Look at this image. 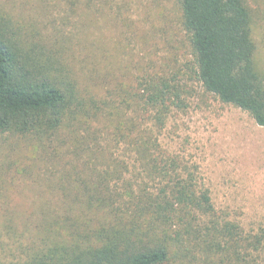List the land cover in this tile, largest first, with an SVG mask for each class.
I'll use <instances>...</instances> for the list:
<instances>
[{
	"label": "trees",
	"instance_id": "obj_1",
	"mask_svg": "<svg viewBox=\"0 0 264 264\" xmlns=\"http://www.w3.org/2000/svg\"><path fill=\"white\" fill-rule=\"evenodd\" d=\"M65 1L69 15L84 10L94 21L102 8ZM174 1L192 57L188 78L264 127L250 8L257 0ZM15 2L0 0V136L25 150L28 165L38 158L37 168L55 172L51 185H34L42 200L20 216L9 191L38 174L0 154V264H264V231L218 211L195 167L159 142L190 91L179 75L146 74L138 92L98 100L80 88L67 41L44 38ZM6 166L16 169L2 177ZM11 244L20 255L7 259Z\"/></svg>",
	"mask_w": 264,
	"mask_h": 264
},
{
	"label": "rangeland",
	"instance_id": "obj_2",
	"mask_svg": "<svg viewBox=\"0 0 264 264\" xmlns=\"http://www.w3.org/2000/svg\"><path fill=\"white\" fill-rule=\"evenodd\" d=\"M61 1L17 0L15 13L32 21L44 38L56 41L53 44L61 46L67 41L66 56L79 60L71 64L77 67L80 88L98 100H118L119 89L138 92L137 80L146 74L179 75L190 91L184 96V106L172 110L159 134L160 144L195 167L197 182L209 191L218 211L246 230L264 231V127L258 126L248 113L221 103L188 78L192 57L177 3L98 0L102 8L94 21L84 10V17L69 15L70 9L64 4L67 2ZM250 8L256 60L264 76V0H257ZM87 17L93 22L87 20L88 27L81 24ZM75 118L86 117L81 114ZM16 143L8 136H0V154L12 153L14 160L23 158L22 165L27 164L38 174L30 181L15 182L9 191L12 200L9 199L17 202L20 216H24L34 208L31 202L42 200L36 196L34 185H51L49 172L55 171L37 168V164L41 166L38 158L35 166L33 162L28 165L25 150L18 149ZM15 169L6 166L2 177H8ZM22 229L20 225L18 233ZM12 244L4 253L7 259L10 253L20 255L16 244Z\"/></svg>",
	"mask_w": 264,
	"mask_h": 264
}]
</instances>
